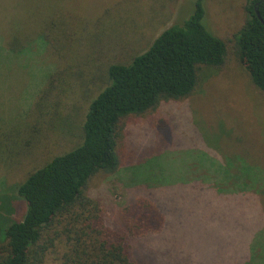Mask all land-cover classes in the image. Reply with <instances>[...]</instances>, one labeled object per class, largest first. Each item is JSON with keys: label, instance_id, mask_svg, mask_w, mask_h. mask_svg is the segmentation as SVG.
I'll use <instances>...</instances> for the list:
<instances>
[{"label": "rangeland", "instance_id": "374dc122", "mask_svg": "<svg viewBox=\"0 0 264 264\" xmlns=\"http://www.w3.org/2000/svg\"><path fill=\"white\" fill-rule=\"evenodd\" d=\"M246 3L204 1L202 24L227 44L224 65L202 66L190 96L162 101L151 113L125 122L130 165L136 167L97 177L86 189L107 206L129 201L131 196L124 197L132 190L131 195L149 194L162 205L166 222L161 233L133 243V257L146 264H179L182 259L187 264H238L248 260L251 245L257 259L248 264H264V102L232 48ZM194 5L195 0H0V127L9 133L25 121L40 130L27 158L10 151L0 156L2 215L17 218L25 210L23 200L8 189L11 185L79 143L86 108L108 84V64L128 63L164 29L182 24ZM78 17L89 27L85 39L92 36V43L79 57L69 56L74 61L63 59L46 47L40 26ZM71 63L79 79L71 80L61 95L62 112L71 114L70 123L62 126L51 107L40 116L35 101L50 74ZM238 158L262 174L260 197L216 192L237 185L223 179L238 172ZM225 208L230 215L241 212L240 220L218 212ZM238 224H245L247 235L232 230Z\"/></svg>", "mask_w": 264, "mask_h": 264}, {"label": "trees", "instance_id": "16d2710c", "mask_svg": "<svg viewBox=\"0 0 264 264\" xmlns=\"http://www.w3.org/2000/svg\"><path fill=\"white\" fill-rule=\"evenodd\" d=\"M204 1L195 0L192 13L182 24L164 29L128 63L108 64L104 75L108 84L86 108L79 124V143L48 158L8 188L23 200L25 210L17 218L0 213V264H146L133 257V243L161 233L166 222L162 205L149 194L131 195L132 190L124 197L131 196L129 201L107 206L88 196L86 189L97 177L136 167L130 165L133 161L124 139L128 121L151 113L162 101L190 96L196 90L202 66L224 65L227 44L202 24ZM255 7L264 20V0H247L246 18L232 36V48L245 66L250 85L264 102V24L257 18ZM89 30L82 17L69 18L65 23L50 19L40 26L46 47L71 61L74 58L69 56L79 57L89 40L92 43V36L85 39ZM24 43L22 39L19 42ZM76 66L71 63L50 74L35 101L40 116L51 107V115L56 114L62 126L70 123L71 114L62 112L60 101L64 87L79 79V73L73 70ZM21 123L9 133L0 127V156L10 151L27 158L35 151L39 127ZM13 146L16 151H12ZM238 159V172L222 178L224 182L232 179L237 185L232 189L216 188V192L258 197L263 193L262 174L243 166ZM1 208L8 211V204L3 203ZM218 212L229 215L232 221L240 220L242 215L234 211L232 216L226 208ZM232 230L247 235L245 224L233 226ZM251 246V252L246 254L248 260L238 264H248L256 258ZM179 264L187 262L182 259Z\"/></svg>", "mask_w": 264, "mask_h": 264}, {"label": "water", "instance_id": "95a60500", "mask_svg": "<svg viewBox=\"0 0 264 264\" xmlns=\"http://www.w3.org/2000/svg\"><path fill=\"white\" fill-rule=\"evenodd\" d=\"M254 11L256 13L257 18L264 24V20H263L261 14L259 13V10L257 7L254 8Z\"/></svg>", "mask_w": 264, "mask_h": 264}]
</instances>
